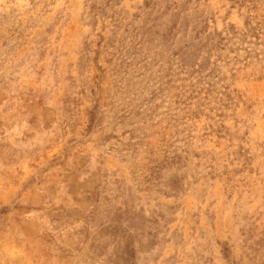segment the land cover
Instances as JSON below:
<instances>
[{"label":"rangeland","instance_id":"374dc122","mask_svg":"<svg viewBox=\"0 0 264 264\" xmlns=\"http://www.w3.org/2000/svg\"><path fill=\"white\" fill-rule=\"evenodd\" d=\"M0 264H264V0H0Z\"/></svg>","mask_w":264,"mask_h":264}]
</instances>
